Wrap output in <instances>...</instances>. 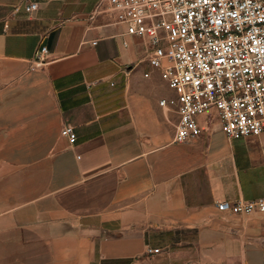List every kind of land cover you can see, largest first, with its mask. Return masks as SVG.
Wrapping results in <instances>:
<instances>
[{
    "label": "crops",
    "instance_id": "1",
    "mask_svg": "<svg viewBox=\"0 0 264 264\" xmlns=\"http://www.w3.org/2000/svg\"><path fill=\"white\" fill-rule=\"evenodd\" d=\"M100 6L0 0V264H264V216L217 210L264 196V133L208 113L175 143L174 93Z\"/></svg>",
    "mask_w": 264,
    "mask_h": 264
},
{
    "label": "built area",
    "instance_id": "2",
    "mask_svg": "<svg viewBox=\"0 0 264 264\" xmlns=\"http://www.w3.org/2000/svg\"><path fill=\"white\" fill-rule=\"evenodd\" d=\"M105 2L114 22L125 27V35L142 40L148 50L145 63L174 93L159 105L176 109L175 143L198 138V120L208 113L216 116L227 139L264 133V0ZM38 9L37 3L25 2L13 11L30 15ZM45 53L46 47H41L36 59L40 62ZM61 135L70 142L75 139L69 126ZM217 210L264 216V196L222 201Z\"/></svg>",
    "mask_w": 264,
    "mask_h": 264
},
{
    "label": "rangeland",
    "instance_id": "3",
    "mask_svg": "<svg viewBox=\"0 0 264 264\" xmlns=\"http://www.w3.org/2000/svg\"><path fill=\"white\" fill-rule=\"evenodd\" d=\"M97 4H99V3H97ZM48 6H49L48 9L50 10V12L55 13L56 10L60 8V6H61V2H60V1H59V2H58V1H52V2L49 3ZM102 8H104V9H102ZM99 10H100V11L105 10V12H107V14L112 15L111 11L108 9L107 6H106V7H104V6L102 7V6H100V7H99ZM49 14H50V13H49ZM113 22H114V21H113Z\"/></svg>",
    "mask_w": 264,
    "mask_h": 264
}]
</instances>
